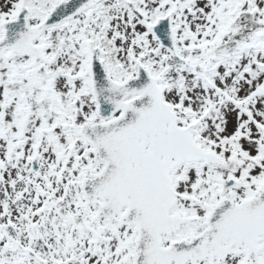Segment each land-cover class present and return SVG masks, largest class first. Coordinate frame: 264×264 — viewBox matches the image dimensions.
I'll use <instances>...</instances> for the list:
<instances>
[{
	"label": "snow or ice",
	"instance_id": "obj_1",
	"mask_svg": "<svg viewBox=\"0 0 264 264\" xmlns=\"http://www.w3.org/2000/svg\"><path fill=\"white\" fill-rule=\"evenodd\" d=\"M0 264H264V0H0Z\"/></svg>",
	"mask_w": 264,
	"mask_h": 264
}]
</instances>
